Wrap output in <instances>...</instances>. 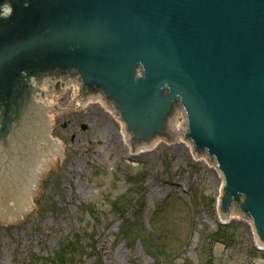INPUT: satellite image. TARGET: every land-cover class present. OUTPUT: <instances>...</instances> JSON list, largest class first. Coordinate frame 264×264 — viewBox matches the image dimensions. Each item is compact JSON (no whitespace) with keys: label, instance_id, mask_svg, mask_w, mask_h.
I'll use <instances>...</instances> for the list:
<instances>
[{"label":"water","instance_id":"95a60500","mask_svg":"<svg viewBox=\"0 0 264 264\" xmlns=\"http://www.w3.org/2000/svg\"><path fill=\"white\" fill-rule=\"evenodd\" d=\"M70 82L81 104L101 98L116 114L134 160L169 146L222 174L220 216L247 219L264 247V0H0L8 223L35 206L61 152L40 88Z\"/></svg>","mask_w":264,"mask_h":264},{"label":"rangeland","instance_id":"374dc122","mask_svg":"<svg viewBox=\"0 0 264 264\" xmlns=\"http://www.w3.org/2000/svg\"><path fill=\"white\" fill-rule=\"evenodd\" d=\"M72 94L57 104L67 108ZM52 136L64 158L41 178L30 212L0 222V264H264L247 219L231 216L220 230L221 176L188 151L134 160L96 102L56 115Z\"/></svg>","mask_w":264,"mask_h":264},{"label":"bare ground","instance_id":"6f19581e","mask_svg":"<svg viewBox=\"0 0 264 264\" xmlns=\"http://www.w3.org/2000/svg\"><path fill=\"white\" fill-rule=\"evenodd\" d=\"M71 83V82H70ZM74 83V82H73ZM80 88V85L76 82L74 85L70 86V90L73 91V94L71 96V100L70 101H74L75 99V96L78 94V90ZM39 93H41L42 97H43V100L45 102V104H47L48 108H49V115H50V120H51V126H52V130H53V125H54V122H55V118H56V115L59 114V112H67L68 110H70L71 108V104L70 103V106H68L67 108H63L59 105V103L57 104V98L59 96H61L62 94H56V93H53L51 92V90L49 89V85H44L41 86L40 88V91ZM75 102V101H74ZM94 102H96L97 104L101 105V107H105L109 113H111V115L116 118V114H114V112H112V110L107 106V104L102 101L101 98H96L95 100H90L88 104L92 105ZM76 104H74L75 107H80V103L78 101L75 102ZM67 110V111H66ZM117 120V119H116ZM118 123H119V126H120V134H121V137L123 139V142L127 144V140H126V137H125V134L123 133V129H122V126H121V123L119 122V120H117ZM60 141V140H59ZM60 148H61V152L54 158V160L51 162V163H45L44 166L42 167V169L40 170V175L38 176V182H39V188H40V180L43 176H45L48 172H50L51 168H53V166L55 165V163H57L59 160H63L64 158V154H65V146L63 145V142L61 141V144H60ZM127 148L130 150V146L128 145ZM131 152V150H130ZM37 196V194H34V200H35V197ZM33 200V202H34ZM32 209V207L30 208V210ZM30 210H28L27 212H25L24 214H22L21 216H19L20 218L17 219L16 221H20L22 218L25 217L26 214H28L30 212ZM231 216H235V218H240L239 215L237 214H232ZM234 218V217H232ZM14 221V222H16ZM0 222H5L6 224H9L7 221H5L3 218L0 217ZM252 226V224H251ZM253 227V226H252ZM255 235V234H254ZM256 236V235H255Z\"/></svg>","mask_w":264,"mask_h":264},{"label":"trees","instance_id":"16d2710c","mask_svg":"<svg viewBox=\"0 0 264 264\" xmlns=\"http://www.w3.org/2000/svg\"><path fill=\"white\" fill-rule=\"evenodd\" d=\"M134 224V226H135V223H133ZM223 230V229H226V227H223V226H221L220 227V230ZM130 232H131V230H129L128 232H126L125 234H126V240L128 241L129 240V238L131 237V234H130ZM68 250H70V248L68 249ZM61 254V253H60ZM62 255V254H61ZM62 257H64V256H62Z\"/></svg>","mask_w":264,"mask_h":264}]
</instances>
